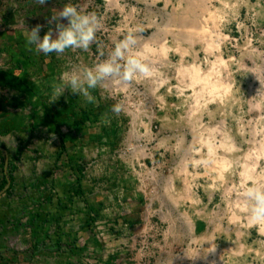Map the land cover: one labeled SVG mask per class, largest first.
Returning a JSON list of instances; mask_svg holds the SVG:
<instances>
[{
    "label": "rangeland",
    "instance_id": "1",
    "mask_svg": "<svg viewBox=\"0 0 264 264\" xmlns=\"http://www.w3.org/2000/svg\"><path fill=\"white\" fill-rule=\"evenodd\" d=\"M153 1L47 0L41 5L37 0H0V114L18 112L12 105L15 89L4 85L9 72H14L30 82L57 77L61 86L69 89L70 105L72 102L80 122L89 118L77 129L74 120L62 128L71 137L57 161L76 164L80 177L74 170L66 178L64 172L55 171L52 180L58 179L57 184L65 180V185L81 181L84 193L77 196L73 191L72 195L67 187L53 183L52 198L60 194L70 199L59 203L51 236L53 248L49 256L39 254L36 264H264V222L250 220V203L243 198L250 186H264V0H208L212 11L221 15L220 30L214 37L221 49L214 55L222 56L226 64L213 76L215 83L224 87H216L211 94L204 92L200 104L195 102V88L183 89L177 80L180 63L186 66L196 61L204 72L212 71L214 55H207L199 42L183 60L172 49L167 63L166 59L158 63V72L175 89L158 86L156 72L144 81L154 115L152 124L158 125L160 132L155 140L133 138L132 142L148 148L144 155L150 153L152 159L145 162L149 167L153 164V175L132 167L133 157L122 161L124 167L112 159L114 151L123 147L128 128L113 112L112 103L101 97V88L90 89L94 102L89 103L66 85V74L107 59L130 33L139 42L142 36L153 38L165 27L179 30L188 1L171 0L167 6L165 0ZM66 4L100 20L101 27L89 49L46 55L27 45V33L38 24L42 26L41 38L55 32ZM167 37L169 45H175L172 35ZM193 107L197 108L194 112ZM113 117L120 120L119 125ZM208 126L215 131L202 134L217 147L216 158L232 161L224 178H219L209 163L207 147L193 136ZM31 139L30 135L22 136L19 144L29 140V146ZM192 149L199 152L193 154L198 164L189 159ZM33 155L46 164L44 153ZM187 160L190 163L185 164ZM182 166L187 167L189 177L178 174ZM45 190L50 192V188ZM172 199H179V203L170 202Z\"/></svg>",
    "mask_w": 264,
    "mask_h": 264
},
{
    "label": "crops",
    "instance_id": "2",
    "mask_svg": "<svg viewBox=\"0 0 264 264\" xmlns=\"http://www.w3.org/2000/svg\"><path fill=\"white\" fill-rule=\"evenodd\" d=\"M1 104L0 102V106ZM108 116L112 117L111 113ZM113 119H116L114 121L115 125H119L120 120L114 117ZM65 124H68V122ZM64 125H62L60 132L54 128L36 132L32 136L31 144L14 163L15 169L11 173V189L0 197V264H36L40 255L42 257L43 254L49 256L48 254L53 248L52 245H54V239L51 236L56 226L55 211L59 209V203L70 199V197L68 199L60 196V194L57 198H52L54 189H56L53 183L63 189L67 187L72 195L74 194L73 191H77L80 185L83 184L80 181L77 185H70L69 182L65 185V180L64 183L59 182L57 184L58 179L52 180L55 171L64 172L63 177L66 178L74 170L75 173L73 174H78L80 177V169L77 170V173L75 171L76 164L71 162L64 164L57 161L58 153L65 154L64 152L68 148L62 149V139L66 141L71 137V134H68L69 132L62 130L65 127ZM44 126L46 127V125ZM22 136L20 131L5 136L0 135V147L8 150L10 162L16 154ZM45 141L47 144L43 145ZM43 150L44 152H41ZM34 153L40 155L44 153L45 157L48 156L46 164L44 162L39 163L37 157H34ZM4 175V166L1 165L0 159V186ZM46 188H50V192H46ZM37 215L40 219H36ZM41 220L44 221V224L41 223ZM40 250L43 253H39Z\"/></svg>",
    "mask_w": 264,
    "mask_h": 264
},
{
    "label": "clouds",
    "instance_id": "3",
    "mask_svg": "<svg viewBox=\"0 0 264 264\" xmlns=\"http://www.w3.org/2000/svg\"><path fill=\"white\" fill-rule=\"evenodd\" d=\"M47 0H37L43 5ZM53 17V20H56ZM61 21H67L62 23ZM101 27L100 20L93 13L78 10L72 4H66L59 13V22L55 32H47L41 38V25H36L27 33V45H34L38 52L62 54L66 49H81L87 51L94 42L96 32ZM137 45V38L128 34L119 41L108 58L93 67L79 66L71 73L66 74V85L73 94L83 95L89 103L94 102L90 89L104 86L109 80H120L130 83L138 74L148 76L152 72L149 64L133 52ZM31 50V48H30ZM59 97L62 89L56 88ZM113 112L119 114L121 105L113 106ZM55 137L53 136V139ZM245 201L250 203V220L254 223L264 222V186L252 185L243 193Z\"/></svg>",
    "mask_w": 264,
    "mask_h": 264
},
{
    "label": "bare ground",
    "instance_id": "4",
    "mask_svg": "<svg viewBox=\"0 0 264 264\" xmlns=\"http://www.w3.org/2000/svg\"><path fill=\"white\" fill-rule=\"evenodd\" d=\"M165 1L167 2L166 4L167 6L171 0H165ZM187 1H188L187 3H189L190 5L189 6L187 5L188 8L184 10L185 12L183 13V16L181 17L179 30L173 29L172 27L171 28L168 27L167 29L165 27L161 29L156 34H154L153 38H149L144 41V45L142 47L141 53H140L141 49L140 51H138L139 52L138 55L142 57L143 59H146L147 64H149L150 67L152 68L151 74L148 76L140 75L142 77L141 79H145V77L148 78L151 75L155 74L156 72L160 76V78L158 79L159 80L158 86L165 85L168 88V90H173L175 89V87L169 84L168 78L165 79V77L161 73L158 72L159 69L157 65L160 62L162 63V61H164L165 59H166L165 62L167 63V61L170 59L168 56L169 51L174 49L178 54H180L183 60L185 57H187V55L190 56L192 54V50H193L192 45H194L196 42L201 43L203 47L205 48L207 55H210V56H213L215 51H219L221 49L220 44L217 43V41L214 39L215 33H218V31L220 30V23L218 22L219 21L218 17L219 16L221 17V15H218L216 14L217 12L212 11V8H211L212 5H210L208 0H187ZM153 2H155V0ZM191 5H192V8L190 7ZM193 7L195 9H193ZM204 14H206L205 15L206 18L204 17ZM203 17L205 18L204 20H203ZM174 30H177L178 32L176 33ZM167 35H172L175 45H169ZM185 44H188V45L185 47L184 46ZM213 57L215 58V60L212 61L211 63L212 71L207 72V73L203 71L202 65L197 64L196 61H194L190 65H188L189 64L188 63L186 66H184L183 63H180L177 65L178 66L177 68L178 83L180 86H184L182 87L183 89L188 88V89L193 90V88H195L194 89V96L196 97L195 102L199 101V98L203 96L204 92H207V94H211V91L213 92V90H215L216 87H219V88L224 87L223 84H221L220 86V84L215 83V81L213 80V76H216L218 74L219 67H221L222 65H225L226 61L224 60L222 56L214 55ZM197 60L199 61V59ZM184 77L185 79H188L187 80L188 83L182 82L183 80H181V78H184ZM116 81L118 80H115V82ZM182 88H180L181 91L183 90ZM214 96H215V93H214ZM160 100L162 102L165 101L163 98H160ZM198 103L200 104V102ZM196 109H197L196 107H193V112ZM153 116L154 115L152 113L150 117H153ZM213 131H215V128L208 126L205 129H202V131L200 130L195 131L193 136H195L198 139V141L201 142L199 143V145L203 144L202 146L207 147L208 153L210 155L209 163L210 161L213 163L212 166H214V168L218 171L217 173H218L219 178H224L223 174H225V172L228 170V167L230 166L232 161L226 158H219L218 160L216 158L218 154L217 147L213 144L210 138L208 137L203 138L204 134L202 133L205 132L210 135V133H212ZM180 141L183 143L184 139L182 138ZM195 153H199V152H196L195 149H192V152L189 153L190 155L189 159H191L192 162L198 164L200 161L193 159V154ZM187 161L188 162H186L185 164L190 163L189 160ZM202 163H205V162L203 161ZM180 173L186 174L189 177V172L187 171V167H184V166L180 167V169L178 170V174ZM244 174L247 177L249 176L248 171H245ZM214 186L215 185H213V187ZM186 195L190 196L191 193L187 191ZM178 200L175 201V199H172V201L170 202H174L175 204H177L179 203ZM212 251L215 252V250H212Z\"/></svg>",
    "mask_w": 264,
    "mask_h": 264
},
{
    "label": "built area",
    "instance_id": "5",
    "mask_svg": "<svg viewBox=\"0 0 264 264\" xmlns=\"http://www.w3.org/2000/svg\"><path fill=\"white\" fill-rule=\"evenodd\" d=\"M145 40L146 38L142 36L139 42H137L136 47L133 49L135 54L139 53L138 51L142 48L141 41ZM143 60L147 63L146 59ZM141 78V76L137 75L130 83H124L120 80L116 82L115 80H109L104 86L99 87L101 88V97L103 99H107L113 106L118 103L121 105V111L116 115L119 119L121 118L126 121L128 128L123 147L114 151L112 159L123 166L122 161L125 158L133 157L132 167L137 166L140 170L145 169L149 175H153V172H155L153 164L149 167L145 162L146 159H152V156H148L150 153L144 155L148 151V148L141 149L137 144L135 145L132 142L135 138H153L155 140L158 138L160 132L158 125L153 127L152 118L150 117L151 102L148 101L144 84L147 78Z\"/></svg>",
    "mask_w": 264,
    "mask_h": 264
},
{
    "label": "flooded vegetation",
    "instance_id": "6",
    "mask_svg": "<svg viewBox=\"0 0 264 264\" xmlns=\"http://www.w3.org/2000/svg\"><path fill=\"white\" fill-rule=\"evenodd\" d=\"M24 82L27 83L26 86H20L15 90L16 101L19 105H17L18 112L15 114L21 123L20 133L33 136L43 129L49 130L51 126H44L48 115L51 116L54 124L60 121L70 124L69 122L74 120L70 117L67 118L68 120H62L66 115L71 114L72 108L69 100L70 91L61 86L57 77L49 76L43 80L32 82L26 80ZM56 88L62 89L59 97L56 96ZM61 127L58 128L59 132Z\"/></svg>",
    "mask_w": 264,
    "mask_h": 264
},
{
    "label": "trees",
    "instance_id": "7",
    "mask_svg": "<svg viewBox=\"0 0 264 264\" xmlns=\"http://www.w3.org/2000/svg\"><path fill=\"white\" fill-rule=\"evenodd\" d=\"M9 77L8 79L5 81L4 85L5 86H8L9 88L11 89H15L17 90L20 86H26L27 83L24 82L26 81L25 79V76L24 75H17L15 74L14 72H9ZM1 78V77H0ZM22 89V88H21ZM17 102V101H16ZM6 104V103H5ZM4 104V106H5ZM12 105H15L17 106L18 105V102L17 103H14ZM71 105H72V109H71V115L70 116H67V117H64L62 118V120H66L67 118H71V119H74V129H77L81 123H84L85 121H87L89 118H83L80 122V120L78 119V116L74 110V105L73 103L71 102ZM14 106V107H15ZM19 106V105H18ZM5 108V107H4ZM0 110H3V107L0 106ZM63 120V121H64ZM44 125H47V126H51V128H54V129H58L59 127H61L62 125H64V122H58L56 124L52 123V119H51V116H47L46 117V120L44 122ZM21 123L19 121V118L17 117V114L15 113H11V112H7L5 114H2L1 115V122H0V135L2 136H5V135H8V134H13L15 133L16 131H21ZM26 130V129H25ZM23 135L24 138H28L29 136L21 133ZM22 139V138H21ZM29 140H26L24 143L21 142V144L19 145V147L16 149V154L15 156L12 158L10 164H9V170H10V177H11V180H12V176H11V173L14 171L15 169V161H17L19 159V157L21 156V154L23 153L24 150H26V148L28 147V142ZM66 141L65 139H62V149H66ZM0 158H1V165L4 166V154L2 151H0ZM72 161V160H71ZM6 184V176L4 175V178H3V182L0 186V190L3 189V187L5 186ZM11 189V187H10ZM10 189L7 191L9 192ZM76 195L77 196H81L84 191L82 188H78L77 191H76ZM40 215V214H39ZM39 215L36 216V219H40L39 218ZM41 223L44 224V221L41 220Z\"/></svg>",
    "mask_w": 264,
    "mask_h": 264
},
{
    "label": "water",
    "instance_id": "8",
    "mask_svg": "<svg viewBox=\"0 0 264 264\" xmlns=\"http://www.w3.org/2000/svg\"><path fill=\"white\" fill-rule=\"evenodd\" d=\"M0 151H2L5 154L4 173L6 176V184L3 187V189L0 190V197H1L10 189L12 180L10 177V170H9L10 158H9L8 150L6 148L0 147Z\"/></svg>",
    "mask_w": 264,
    "mask_h": 264
}]
</instances>
